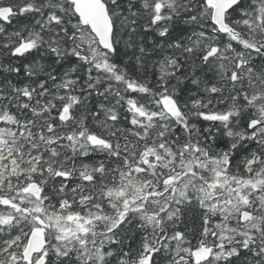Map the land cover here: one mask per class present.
Masks as SVG:
<instances>
[{"label": "snow or ice", "instance_id": "obj_1", "mask_svg": "<svg viewBox=\"0 0 264 264\" xmlns=\"http://www.w3.org/2000/svg\"><path fill=\"white\" fill-rule=\"evenodd\" d=\"M0 264H264V0H0Z\"/></svg>", "mask_w": 264, "mask_h": 264}]
</instances>
